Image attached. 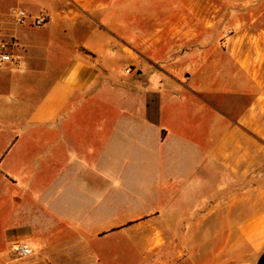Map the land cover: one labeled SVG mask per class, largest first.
I'll return each instance as SVG.
<instances>
[{
    "label": "crops",
    "instance_id": "1",
    "mask_svg": "<svg viewBox=\"0 0 264 264\" xmlns=\"http://www.w3.org/2000/svg\"><path fill=\"white\" fill-rule=\"evenodd\" d=\"M15 2L48 21L0 5L18 42L0 69V264H103L122 241L125 264H257L264 30L223 55L188 17L146 41L143 9Z\"/></svg>",
    "mask_w": 264,
    "mask_h": 264
},
{
    "label": "rangeland",
    "instance_id": "2",
    "mask_svg": "<svg viewBox=\"0 0 264 264\" xmlns=\"http://www.w3.org/2000/svg\"><path fill=\"white\" fill-rule=\"evenodd\" d=\"M16 0H0L3 10L15 6ZM108 3L105 12L111 14L124 12L128 19H135L136 10L143 9L147 32L146 41H150L151 29L158 23L182 24V19L188 17L194 26L206 24V40L211 41V49L216 47L225 55L229 52L232 34L244 35L245 40H254V35L264 30V0H104ZM155 12L157 15L149 13ZM187 15V16H186ZM9 17V16H8ZM10 18V17H9ZM11 19V18H10ZM31 27H36L29 24ZM134 37V33H128ZM215 43V44H213ZM195 243H198V230H195ZM122 241L118 245L110 244V250L104 256L103 264H125L129 257L121 255ZM17 256H20L17 254ZM123 257V258H122ZM138 261V257H134ZM135 260V259H134Z\"/></svg>",
    "mask_w": 264,
    "mask_h": 264
},
{
    "label": "built area",
    "instance_id": "3",
    "mask_svg": "<svg viewBox=\"0 0 264 264\" xmlns=\"http://www.w3.org/2000/svg\"><path fill=\"white\" fill-rule=\"evenodd\" d=\"M8 15L12 22L17 25L28 23L39 27L45 25L48 21L47 15H31L25 9L18 6H12L9 9ZM17 47L18 42L13 37H6L0 33V69L10 67L17 62ZM15 253L20 256H25L30 253V249L21 245L15 248Z\"/></svg>",
    "mask_w": 264,
    "mask_h": 264
},
{
    "label": "water",
    "instance_id": "4",
    "mask_svg": "<svg viewBox=\"0 0 264 264\" xmlns=\"http://www.w3.org/2000/svg\"><path fill=\"white\" fill-rule=\"evenodd\" d=\"M257 264H264V253L261 255V257L258 260Z\"/></svg>",
    "mask_w": 264,
    "mask_h": 264
}]
</instances>
